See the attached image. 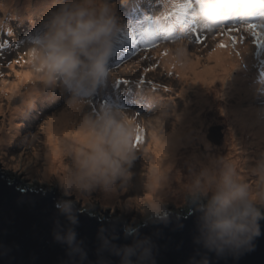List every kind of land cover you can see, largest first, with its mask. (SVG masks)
I'll list each match as a JSON object with an SVG mask.
<instances>
[{
	"label": "clouds",
	"instance_id": "9594fccd",
	"mask_svg": "<svg viewBox=\"0 0 264 264\" xmlns=\"http://www.w3.org/2000/svg\"><path fill=\"white\" fill-rule=\"evenodd\" d=\"M262 7L264 0H197L190 16L196 25H207L217 31L229 17H247ZM120 29L114 0H57V6L49 10L26 47L33 75L20 96L23 105H30L38 92L60 89L67 94V100L54 126L59 129L73 123L68 117L74 115L75 125L85 137L83 142L63 141L67 161L63 176L43 181L55 183L65 197H75L56 202L55 207L68 224L63 228L57 224L53 238L66 245L69 255L81 262L86 259V252L77 240L75 205L78 209H91L92 192L107 194L124 189L137 159V148L133 146L137 132L134 119L110 106H102L95 113L82 110L84 98L112 76L108 60ZM172 44L177 58H183L186 41ZM166 114L162 109L161 115ZM171 167L162 169L154 183L149 178L145 186L152 191V199L144 204L143 210L127 207L125 203L117 206L135 209L142 217L138 224L143 220L167 223L166 197L169 192L176 193L198 212L196 244L217 257L237 258L252 251L255 239L261 235L259 221L264 219V156L248 168V173L256 178L253 183L248 182L236 162L218 158L201 165L197 171L190 168L186 182L172 189L177 176H169ZM136 225L124 230L133 238L129 245L117 246L101 231V250L118 256L119 264H155L154 245L147 237L137 238V229L132 228ZM194 264H209V260L202 256Z\"/></svg>",
	"mask_w": 264,
	"mask_h": 264
},
{
	"label": "rangeland",
	"instance_id": "374dc122",
	"mask_svg": "<svg viewBox=\"0 0 264 264\" xmlns=\"http://www.w3.org/2000/svg\"><path fill=\"white\" fill-rule=\"evenodd\" d=\"M23 1L26 2V0H0V170L9 172L12 179L20 180L25 185L38 186L43 190L46 187H54L56 192H61L55 183L50 185L43 182L47 178L61 179V177L50 173L43 174L42 169L45 163L43 162L44 145L41 137L44 125L47 122L52 123L64 109L67 94L62 93L60 89L51 92H38L36 97H33L32 103L25 106L20 96L32 76L21 87L10 89L12 83L16 81L17 73L32 72L27 63L28 55L25 54V59L22 61L19 58L30 42L21 38L13 40V38L23 35L31 37L38 28V23L40 24L41 20H44L50 9L57 6V0L48 2V5L41 10L34 9L32 11H27L33 7L29 5L26 8L27 2L22 5ZM34 1L36 0H32V3ZM121 1L123 0H114V4H120ZM4 6H7V8L4 9ZM22 8H26V11L20 12L19 10ZM9 11L11 14H14L13 11H17V14L11 15ZM174 11L163 7L162 3L158 1V10L156 11L158 15L156 13L155 15L151 14L153 19L148 20L145 25H138V38L133 36L134 43L142 44L137 49L139 53L129 62H126L124 66L117 69L116 75L113 77V88L118 90L119 87H123L124 90L131 93L133 100L137 102V107L131 108L122 105L114 107V109L135 120L137 132L133 138V143L137 135L141 137V142L135 146L137 148V159L130 169L133 175L127 186L124 189H118L115 193L106 194L95 191L90 194V198L94 201L92 210L98 217H101L103 213L105 215L113 213L114 216L122 217L124 225L128 227L134 226L142 220L135 209L143 210L144 204L148 201L143 198V193L148 190L144 186L148 177L145 168L148 156L144 144L150 140L151 130L163 134L169 133L171 123L177 113H191L184 123V128L189 131H185L186 138L191 137V139L187 140V143L180 140L184 142L180 149L183 152H181L182 154H179V152L174 156L175 164L171 167L169 176L172 177L177 170L180 171L181 175L179 174L177 182H172V189H177L180 183L186 182L190 175V168L195 171L201 165H206L208 162L206 158L212 155L215 156V159L226 158L236 162L248 182L253 183L256 178L248 173V168L254 166L264 156V142L256 143V141H253L252 135L258 134V132L251 134L249 130L251 127L249 124L250 119H248L257 116L256 118L264 122V84L260 85L255 80L260 66L264 65L262 63L264 45L253 43V38L248 33L240 31L235 34L237 37H243V40L238 44L245 46V52L240 54L237 45L232 47L231 42L222 30H200L202 34L198 35L201 38V43H196V40L190 43L186 42L185 51L190 56L200 59V66H202L204 58L207 57V53L221 42L227 44L230 49H235L229 53L230 57L233 58L230 65L231 70L214 67L215 85L214 88L206 89V96L209 99L210 96L214 95L212 91L215 90L216 101L206 99L207 103L204 104L200 101L202 102L200 104L198 99L200 97L199 95L196 97L193 87L186 88L187 81H180L173 74H169L168 67L163 62V55L166 50L171 54H175L172 43L185 41L165 36L166 32H170V30L163 23V20L171 16ZM156 17L159 18L160 25L154 27V25H151V21L155 20ZM144 18L149 19L150 17L144 15ZM12 21H16L17 27L23 26L16 30L12 25ZM26 23L34 28L32 32L23 29ZM241 23H244V21L240 23L236 21L227 22L228 26L223 27ZM150 26L152 27L151 35L141 37V35H145V29ZM22 30H24L23 33H21ZM6 38L8 40H5ZM247 47L251 48L250 53H246ZM259 49H262L263 52L256 54L255 52ZM15 61H19V63H14ZM251 82L258 85L256 94L247 95L252 100L250 106H252L254 112L252 110L245 112L251 107L241 105V98L238 99L242 94L240 95L237 89L243 84L249 86ZM5 83L9 85L6 86ZM137 84L144 86L146 91H141ZM102 92L103 90L100 87L87 98L90 102H93L94 95ZM141 93L146 94V98H144L146 109L141 105ZM47 95H51V98L45 101L44 98ZM53 96L54 98H52ZM149 96H152V98L149 99ZM224 105L228 106L229 109L227 115H224L223 111H218ZM162 109L166 110V115H161ZM21 113H24V115H21ZM241 115L242 117H240ZM75 119L76 117H72L73 123L69 126L70 131L81 133L75 125ZM259 124L263 125L262 123ZM19 126L20 128H18ZM147 130H149V133H146ZM13 135L14 138L11 139ZM229 135L240 138L241 142L232 140ZM245 146L250 147L245 148ZM34 147H36V150L33 151ZM205 152L207 157L204 155ZM251 152H254V154L252 155ZM191 153L197 154V160H189ZM62 159L67 163L64 153ZM66 198L75 199L74 196ZM166 198L168 200L167 209L174 211L179 209L181 211L186 207L179 194L169 192ZM135 199H139V201L135 203ZM78 203L82 206L80 202ZM118 203H125L127 207L135 209L124 210L122 207L117 206Z\"/></svg>",
	"mask_w": 264,
	"mask_h": 264
},
{
	"label": "water",
	"instance_id": "95a60500",
	"mask_svg": "<svg viewBox=\"0 0 264 264\" xmlns=\"http://www.w3.org/2000/svg\"><path fill=\"white\" fill-rule=\"evenodd\" d=\"M12 181L9 183L0 173V264H119L118 256L101 250L99 235L102 231L117 246L131 244L133 238L125 234L127 226H123L122 217L113 213L93 217L87 212L92 208L82 210L75 205L77 240L86 252L81 262L53 238L57 224L62 228L68 224L55 207L58 200L66 197L61 192L42 191L38 186L26 185L32 189L22 191L16 187L18 182ZM189 207V211L184 208L188 211L185 215L168 212L167 223L143 220L132 227L137 229V238L151 240L155 264H194L202 256H207L209 264H264V219L259 221L261 235L255 239L252 251L237 258L217 257L194 242L198 212L193 204L189 203Z\"/></svg>",
	"mask_w": 264,
	"mask_h": 264
},
{
	"label": "bare ground",
	"instance_id": "6f19581e",
	"mask_svg": "<svg viewBox=\"0 0 264 264\" xmlns=\"http://www.w3.org/2000/svg\"><path fill=\"white\" fill-rule=\"evenodd\" d=\"M26 1H27L26 8H28L29 5L33 7L32 9H28L27 11H32L34 9L41 10L42 8L48 5V2H53V0H39L38 2L36 0L33 3H32V0H26ZM122 3H123L122 9H126V10L130 9L133 13L138 12L142 9V6H140L139 4L135 5L131 3L130 0H123ZM24 4H26V2L23 1L22 5ZM114 7H115V4H114ZM5 8H7V6H4V9ZM26 8H22L21 10H24ZM236 45L240 50V54H243L245 52L244 51L245 46H240V44L238 43ZM123 47H125L126 50L131 48L129 44H125V46ZM122 49H123V52L126 51V50L124 51V48ZM250 49H251L250 47H247L246 53H250ZM234 50H235L234 48L230 49L229 47H226L224 49L220 47L212 49L207 53V57L204 58V61L202 62V66H200L201 64L200 59L190 56L186 51H185V55L183 58H177L176 54H171L169 53L168 50H166L165 53L167 54L163 55V62L166 63L169 74H173L180 81L182 80L187 81L186 88L193 87L196 93V97L198 95L200 97L198 98L199 103L201 104L203 102L205 104L208 102V101H205L206 99H208L206 96L207 95L206 89L214 88V85H215L214 80L216 77L213 74L214 67H217V68L219 67L222 69H226L228 71L231 70L230 65L233 61V58L230 57L229 53ZM260 52H263V50L259 49V51L255 53L257 54ZM32 75H33L32 72H24V73H19V74L17 73L16 81L12 83V88L10 87V89L13 90L16 87H21L22 85L26 84L27 81L30 79L29 77ZM257 77L260 80L262 78L261 75H258ZM5 85L7 86L9 84L5 83ZM257 89H258V85L254 82H251L249 86H246V84L239 86L237 90L239 91V94L240 95L242 94V95L241 97H239L238 100H240L241 98V101H242L241 105L249 107L252 104V100L249 99V96L247 95L256 94ZM140 90L143 91L142 89ZM212 92L214 93V95H212V97L211 96L209 97L208 100L210 101L211 100L214 101L215 96H216L215 90H213ZM145 93L144 94L141 93L142 98H146ZM34 97H36V94L34 95ZM50 98H51V95H47L44 98V100L48 101ZM52 98H54V96ZM151 98L152 96H149V99ZM254 103H255V100H254ZM141 105L144 109H146V105L144 104V99L141 101ZM250 107L251 108L247 109L245 112H249L250 110L254 112L252 106ZM218 111H221V112L223 111L224 112L223 114L227 115V113L229 112V109H228V106L224 105L223 107H220ZM21 115H24V113H21ZM190 115L191 113H186V112H183L181 114L177 113L175 115L173 122L171 123V130L169 131V133H165L162 135V133L151 130L150 140H148L149 142L147 141L148 143L146 142L144 144V148L146 147V152L148 156L145 162L146 173L148 174V177L146 180L147 182L149 178L151 177L153 178V183H154L155 176L159 174L162 171V169H166L168 165L173 166L175 164L174 156L177 155L179 152H180L179 154H182L181 152L183 151H181L180 149H181V145L184 143L183 141L187 143V140L191 139V137L186 138L185 131L187 132L189 131L184 128V123ZM72 117H75V116L71 115L68 118L72 120ZM240 117H242V115ZM256 117L257 116L248 118L250 119L249 124L251 125L249 130L251 131V134H253L254 132H258V134L255 133L252 135V139L253 141H256V143H261V142H264V126H263L264 122L260 121ZM57 118L52 123L47 122L44 125V129L42 130L41 140L43 141V145H44L43 146L44 148V151H43L44 161L43 162L45 163V166L42 169V171L44 172L43 173L44 175L50 173V174H54L62 178L64 167L66 165V163L62 159V154L64 153L63 148H62L63 141L74 140V141L83 142L85 137L83 136L82 133H78L77 131H73V130L70 131L71 128L69 126L71 124L57 129L54 126V122L57 120ZM259 123H262L263 125H260ZM18 128H20V126ZM58 132H61V133H58ZM229 137L232 140H239L241 142L240 138H237V137L235 138V136H231V135H229ZM12 138H14V135L11 137V139ZM180 140H183V141H180ZM223 142L226 143L225 140H223ZM249 147L250 146H245V148H249ZM32 150L33 151L36 150V147H34ZM263 150H264V147H263ZM251 154L253 155L254 152H251ZM204 155L205 157H207L206 152ZM189 157H191L189 160L191 159L197 160L198 158L197 154H193V153H191ZM206 159L208 160L207 162L208 164L210 160L215 159V156L212 155V156L207 157ZM190 162H194V161H190ZM197 170H199V168H196L195 171ZM179 174H180V171L177 170V172L172 177L177 176L178 178ZM174 182L175 180H173V183ZM143 196H144L143 197L144 199L150 201L152 199V191H149V190L145 191L143 193ZM138 201L139 199L134 200L135 203H137Z\"/></svg>",
	"mask_w": 264,
	"mask_h": 264
},
{
	"label": "snow or ice",
	"instance_id": "6c2138e0",
	"mask_svg": "<svg viewBox=\"0 0 264 264\" xmlns=\"http://www.w3.org/2000/svg\"><path fill=\"white\" fill-rule=\"evenodd\" d=\"M196 2L197 0H169L171 7L175 9V11L172 12L171 16L168 17V19L174 20L183 17L185 15L190 16V10L194 7V4ZM156 23H157L156 20L151 21V25H155ZM196 28L200 30L212 31V29L209 28L207 25H196ZM221 30L223 31V34L226 35L228 40L231 42L232 47H234L238 42H241L243 40V37H237V35H235L240 31L248 33L253 38V43L257 45H264V23L247 22V23H241L239 25L222 27ZM151 33H152L151 26L145 29L146 36L151 35ZM195 42L196 43L202 42L199 35H197ZM151 45H155V44H151ZM217 47L225 48L228 47V45L221 42L219 45H217ZM164 54L166 55L167 53ZM14 63H19V61H15ZM140 142H141V137L137 135L136 140L133 143V146L135 147Z\"/></svg>",
	"mask_w": 264,
	"mask_h": 264
}]
</instances>
